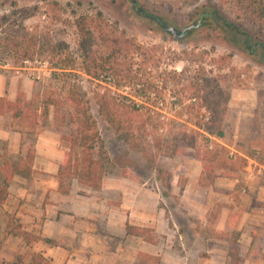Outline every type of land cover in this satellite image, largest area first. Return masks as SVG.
I'll list each match as a JSON object with an SVG mask.
<instances>
[{
  "label": "rangeland",
  "instance_id": "1",
  "mask_svg": "<svg viewBox=\"0 0 264 264\" xmlns=\"http://www.w3.org/2000/svg\"><path fill=\"white\" fill-rule=\"evenodd\" d=\"M136 7L158 20L147 18ZM3 16L8 17L3 20ZM82 16L90 24L98 57L106 58L111 52L114 37L130 38L149 50L155 62L148 68L143 67L142 72L138 65L141 57L134 65V71L140 70L145 79H153L162 72H182L185 67L189 68L186 76L190 77L195 75L193 70L198 66L206 68L208 76H223L222 84L229 88L232 98L225 136L220 141L224 148L216 158L201 161L167 157L155 146L157 134L138 132V148L119 139L115 129L100 114L98 102L105 94L119 99L132 98L137 89L116 85L109 72L98 71L97 77L85 73L82 36L77 26V19ZM199 22L201 26L184 39H177L164 30V26H174L182 31ZM227 22L236 24L246 34L230 28ZM26 52H30L28 58L24 57ZM194 55L198 57L195 62ZM227 55L231 56L230 61L221 65L218 58ZM0 61L7 65L0 68V82L4 81L7 91L13 77L33 81L31 94L25 92L24 86L19 91L34 99L38 114L37 126L32 127L36 132L33 137L24 133L9 140L7 150L11 157L24 156L28 145H33L34 138L43 132L57 134L65 155L76 153L61 134L71 135L72 125L68 124L67 117L74 114L76 103L69 98L72 95L77 98L78 93L87 102L104 140V151L98 154H103L109 162L106 177H122L129 170L131 174L127 178L161 195V208L166 211L171 226L177 224L189 239H179V231L177 238L168 242L178 254L189 255L194 260L205 254L209 246L203 237L217 235L205 229L204 217L215 223L222 212L230 211L237 221L243 220V211L250 209L257 192L255 181L247 182V176L254 174L255 180L264 183V46L249 39L247 27L217 0H0ZM64 66L70 70L63 73L59 68ZM185 79L172 77L170 80L171 109H166L167 112L176 114L191 104L193 91ZM152 108L163 112L158 105ZM28 123L29 120L16 123L10 117L0 119L1 127L11 126L15 130L26 129ZM236 150L257 159L263 167ZM148 155L157 159L156 170H151ZM41 167L34 171L43 173ZM244 188L247 193L242 196ZM185 189L193 191V201L185 199ZM10 216L5 207L0 209V261L2 253H10V245L5 243ZM17 250L19 262L23 264H30L36 253L31 256L22 244Z\"/></svg>",
  "mask_w": 264,
  "mask_h": 264
},
{
  "label": "trees",
  "instance_id": "2",
  "mask_svg": "<svg viewBox=\"0 0 264 264\" xmlns=\"http://www.w3.org/2000/svg\"><path fill=\"white\" fill-rule=\"evenodd\" d=\"M230 12L235 14L248 29L249 39H255L259 45L264 46V0H217ZM138 12L143 13L147 18L158 20L150 14L136 7ZM27 14L30 11L25 10ZM8 16H3L6 20ZM87 17H79L77 26L82 36L81 48L85 60L84 71L88 75L97 77L98 71L109 72L117 81L118 86L135 87L137 89L134 97H119L103 95L98 104L99 112L106 122L115 129L119 139L124 140L134 147H140L138 132L154 135L155 146L162 149L164 155L176 160L193 158L206 161L216 158L220 149L224 148L221 140L225 136V122L228 114L232 93L228 87L222 84V75L208 76V71L203 66H198L195 75L186 76L189 68L185 67L182 72L170 71L162 72L160 76L153 79H145L141 73L142 68H148L155 62V57L143 45L125 38L121 40L114 37L111 41V52L104 58L98 57L94 52V36L91 32ZM227 25L242 34H246L239 29L236 24L227 22ZM195 54V53H193ZM30 56V52L25 53V58ZM141 59L139 69L134 71L137 59ZM195 62L198 57L194 55ZM231 56H221L218 61L221 65L228 64ZM99 60H102L101 63ZM222 67V66H221ZM63 73L70 70L66 66L59 68ZM183 76V77H182ZM144 77V78H143ZM173 78L187 77L190 82L192 95L191 104L181 112H167L168 86ZM186 80V79H185ZM75 102L74 114H70L68 124L72 125L71 135L61 134L63 140H69L71 149L76 153L66 154L65 162L59 170V177L62 185L68 178L77 179L86 187L98 190L103 186V181L107 175V158L98 154L103 152L105 143L100 131L97 128V121L94 119L87 102L75 95L69 98ZM34 99H28L25 92L20 90L16 100H10L6 96H0V117L11 115L16 123L23 124L24 120H29L26 129H18L21 133H26L33 137L36 133L32 130L37 126V112L34 108ZM160 108L163 112H158L152 106ZM171 109V108H169ZM164 111H166L164 113ZM66 118V119H67ZM33 119V121H32ZM37 136L34 144L28 145L26 154L17 159L11 157L7 150V141L0 140V209L9 195V187L14 178L22 176L29 178L34 169L36 157ZM148 164L151 170H156L157 159L148 155ZM158 171V170H157ZM159 169V173H162ZM131 172L124 171V177H129ZM9 228L7 235H14L23 239L29 247H34L39 241H44L50 245H57L52 240L24 229L12 216L9 217ZM130 235L143 237L145 240L156 243L153 230L137 226H127ZM226 233V232H225ZM247 250L239 243L231 245L230 264H241L246 259ZM161 258L140 252L135 264H160ZM0 264L5 262L0 261ZM30 264H51L41 253H35Z\"/></svg>",
  "mask_w": 264,
  "mask_h": 264
},
{
  "label": "crops",
  "instance_id": "3",
  "mask_svg": "<svg viewBox=\"0 0 264 264\" xmlns=\"http://www.w3.org/2000/svg\"><path fill=\"white\" fill-rule=\"evenodd\" d=\"M20 86H24L29 95L33 81L13 77L9 91L1 81L0 96L16 100ZM5 117L14 120L11 115L0 119ZM18 134L22 137L24 133L11 126H0V140L9 142ZM37 138L33 169L43 166L40 168L43 173L34 171L29 178L17 175L9 187L4 207L24 229L57 245L39 241L29 247L23 239L9 235L5 243L10 245V253L1 254L5 264H23L19 262L17 252L20 244L31 252V256L35 252L41 253L51 264H135L140 252L160 257V264H230V248L236 242L247 250L241 264H264V183L255 180L254 174H249L246 179L247 182L255 181L257 192L253 199L258 202L252 200L250 209L243 211L241 221H237L230 211L222 212L215 223L204 217L205 229L217 236L203 237L209 247L205 254L194 260L173 251L168 244L177 238L179 231V239H189L177 224L171 226L157 191L124 176L106 177L98 190L81 185L77 179L66 180L61 188L59 170L66 155L60 149L59 138L54 132H43ZM236 152L262 166L246 153ZM191 192L184 190L185 199L193 201ZM241 193L244 196L247 189H242ZM128 225L152 229L156 243L130 235Z\"/></svg>",
  "mask_w": 264,
  "mask_h": 264
},
{
  "label": "water",
  "instance_id": "4",
  "mask_svg": "<svg viewBox=\"0 0 264 264\" xmlns=\"http://www.w3.org/2000/svg\"><path fill=\"white\" fill-rule=\"evenodd\" d=\"M201 26V22L198 24H192L185 27L182 31L174 26H164V30L173 34L177 39H184L187 37L190 31L197 29Z\"/></svg>",
  "mask_w": 264,
  "mask_h": 264
},
{
  "label": "built area",
  "instance_id": "5",
  "mask_svg": "<svg viewBox=\"0 0 264 264\" xmlns=\"http://www.w3.org/2000/svg\"><path fill=\"white\" fill-rule=\"evenodd\" d=\"M0 68H7V65L4 62L0 61Z\"/></svg>",
  "mask_w": 264,
  "mask_h": 264
}]
</instances>
